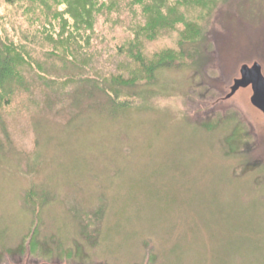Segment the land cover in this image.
<instances>
[{
  "label": "rangeland",
  "instance_id": "obj_1",
  "mask_svg": "<svg viewBox=\"0 0 264 264\" xmlns=\"http://www.w3.org/2000/svg\"><path fill=\"white\" fill-rule=\"evenodd\" d=\"M202 38L119 107L78 82L15 83L0 107V264H264V116L249 88L211 105L261 55L264 0L219 4Z\"/></svg>",
  "mask_w": 264,
  "mask_h": 264
},
{
  "label": "trees",
  "instance_id": "obj_2",
  "mask_svg": "<svg viewBox=\"0 0 264 264\" xmlns=\"http://www.w3.org/2000/svg\"><path fill=\"white\" fill-rule=\"evenodd\" d=\"M228 1L0 0L13 7L0 11V107L25 75L51 88L78 82L103 93L115 107L129 104L156 80L158 69L194 58L195 43L202 41L219 4ZM117 27L122 37L108 38L104 29ZM109 43L113 53L105 58V69L98 68ZM47 60L77 73L49 77Z\"/></svg>",
  "mask_w": 264,
  "mask_h": 264
},
{
  "label": "water",
  "instance_id": "obj_3",
  "mask_svg": "<svg viewBox=\"0 0 264 264\" xmlns=\"http://www.w3.org/2000/svg\"><path fill=\"white\" fill-rule=\"evenodd\" d=\"M238 76L232 78L230 85L227 88V92L211 103L215 105L220 101L228 100L235 96L240 89L249 88V103L252 108L260 111L264 115V76L261 71V65L257 61H253L251 64L242 63L238 69ZM27 257L17 264H27ZM14 264V263H9ZM38 264H56L49 262H40ZM66 264V263H60Z\"/></svg>",
  "mask_w": 264,
  "mask_h": 264
}]
</instances>
